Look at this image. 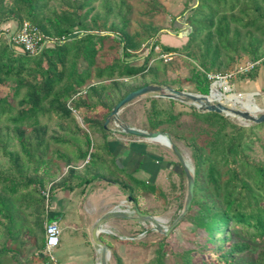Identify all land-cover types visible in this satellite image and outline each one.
I'll return each instance as SVG.
<instances>
[{"label": "trees", "instance_id": "1", "mask_svg": "<svg viewBox=\"0 0 264 264\" xmlns=\"http://www.w3.org/2000/svg\"><path fill=\"white\" fill-rule=\"evenodd\" d=\"M94 1L0 0V264H33L26 256L30 240L43 248L46 205L41 190L48 186L52 195L58 187L74 189L105 179L127 190L137 204L138 190L156 192L150 181L118 167L108 143L98 136L108 134L105 119L127 93L165 81L157 46L198 60L202 69L194 66L189 79L201 94L211 89L207 72H228L241 53L261 59L247 73L251 79L264 63V0H196L187 16L185 44L161 42L150 26L147 37L155 40L138 62L133 52L141 42L128 29L132 5L102 0L107 17L113 12L120 18V25L108 28L107 18L87 22L92 8L83 9ZM159 10L148 6L146 13ZM11 20L17 22L12 31L25 21L38 27L47 40L42 49L29 53L13 45L5 35ZM169 100L171 105L176 101ZM157 105L153 98L151 130L183 113L162 112ZM191 113L208 125L206 131L200 127L191 135L194 191L185 215L203 231V241L174 251V264H264V251L255 260L238 257L250 243H264V164L251 160L247 152L264 122L246 127L216 111L193 108ZM203 168L211 196L198 195ZM48 217L57 214L49 210ZM165 256L160 245L152 264H167Z\"/></svg>", "mask_w": 264, "mask_h": 264}, {"label": "rangeland", "instance_id": "2", "mask_svg": "<svg viewBox=\"0 0 264 264\" xmlns=\"http://www.w3.org/2000/svg\"><path fill=\"white\" fill-rule=\"evenodd\" d=\"M195 1L196 0H157V5H155L152 0H127L133 8L128 29L132 34H137V38L139 42H141L140 47L133 52L134 60L137 62L141 61L142 56L148 52L150 45L155 40V36L147 37L149 33L148 28L150 26H152L153 35L157 32V36L161 42L173 46L184 45L187 41V16L190 14L191 7L194 5ZM53 4L61 10L62 7L57 1L53 2ZM148 6H153L160 10L158 13H154V15H149L146 13ZM89 8H92L87 18L89 25H93L94 18H96L98 22H103L107 18L106 25L108 28L114 23L120 25V18L115 13L111 12L107 17L105 8L102 6V0L94 1L90 6L84 8L83 12ZM9 23L10 26L5 30L6 37L17 25L15 20H11ZM155 52L157 53L156 58L162 59L166 68L165 71L160 69L161 79L165 81L159 85H163L164 87L169 86L185 92L199 93L189 79L192 75L194 66L202 69L197 59L188 57L183 51H174L171 55L163 56V54L167 53L163 52L161 45L155 48ZM250 60H252L251 57L245 53H241L238 61L231 65L229 71L244 66ZM208 72L222 73L216 71ZM257 77L260 85L259 87L256 86L257 83H255V79L249 78L247 73H239L236 77L232 78L229 83L233 87V90L226 92L221 88V96L234 103L226 100L222 103L233 108L238 107L237 109L247 110L257 115L264 112V63H261L259 66ZM179 86H181L180 89ZM257 91L260 92V94H257ZM164 92L166 93L168 90L166 89ZM164 92L150 93L137 98L122 108L118 115V119L121 122L140 129L148 131L161 130L166 132L171 143L177 146L181 152L184 158V164L173 152L171 146L168 147L158 142L150 141L148 138L142 136L122 133L117 130V121L115 122L112 119L106 127L108 134L112 136L117 135L122 141L116 140V142H113L107 139V134L105 135L104 133L98 136V138L111 144L112 147L123 144L131 148L142 144L148 148V159L154 158V156L159 157L158 152H160L162 155L159 157L161 158L159 162H161L160 164L163 167L161 173L164 179L163 183L160 179L154 180L153 185H155L157 189L156 192L145 193L142 199L144 201V211L156 218L158 224L151 220H147L144 221L140 227L137 226V228H132L130 230L128 226L130 221L126 217H118L111 223L114 228L113 232H103L101 234V239L110 246L108 247L110 250L108 264H117L119 259H121L122 264H152V261L158 254L160 245H163L164 250H166L165 261L167 264H174V251L180 250L181 248L198 247L199 243L203 241V231L198 228L195 229L193 222L185 218L186 214L182 219L176 222L173 227H171V225L184 210L188 189L184 167L186 166L195 177V158L192 147L193 136L191 137V135H193V133L196 134L200 127H203L206 131L208 125L204 122H197L195 116L191 113L193 108L204 112L202 108L198 107L195 101L186 97L175 98V103L171 105L172 102L169 100V97L163 96ZM239 92H243V94L240 95L238 94ZM153 98L157 99V107L159 110H167L168 112L171 110L174 114L179 111H183V113L177 120L166 122L157 130H151L149 128V113L152 110ZM164 115H167V113ZM78 117L81 122V117L79 115ZM227 117L234 123L246 127L256 124L251 120H246L239 116ZM255 132L256 135L253 137L251 148L248 149L247 152L251 160L264 164V126L262 128H257ZM95 138L96 137H94V139ZM201 142L202 140H200L199 144H201ZM154 150H156L157 153H153ZM118 167L121 166L118 165ZM222 170L224 173L225 169ZM204 173L205 168L201 169L200 175L203 192H199L198 195L211 196L212 191L205 181ZM223 177L226 178V175L224 174ZM84 199L85 197L83 201ZM91 200L92 205H96L99 201L97 198ZM92 205L89 204L88 200L82 203L81 211L78 215L80 222L87 221L89 217L94 218L98 216L99 213L96 212V214H94L95 211L93 212ZM132 214L135 215L136 212L133 210ZM120 234H126L127 236L120 237ZM66 235L72 238V235L75 236L74 230L66 228L63 237ZM3 240L4 228L0 225V243H2ZM29 244H33V241H28V250ZM250 244L251 248L239 253V258L255 260L259 257L260 253L264 251V243ZM12 245L14 246L15 244ZM40 249L42 248L29 250L26 254V256H31L33 264H43L42 260L35 253L36 250Z\"/></svg>", "mask_w": 264, "mask_h": 264}, {"label": "crops", "instance_id": "3", "mask_svg": "<svg viewBox=\"0 0 264 264\" xmlns=\"http://www.w3.org/2000/svg\"><path fill=\"white\" fill-rule=\"evenodd\" d=\"M257 79L258 77L255 79V83H257L256 86L259 87L260 85ZM248 94L253 95L254 93ZM106 136L107 139L112 140L113 142L121 140L117 135L112 136L107 134ZM108 146L116 160L120 162V166L127 173H133L138 179L147 182L150 181L153 183L154 180L160 179L163 183L164 179L161 173L163 167L160 164L161 162H159L161 159L159 157L162 155L160 152H158L159 157L154 156V158L148 159V148L142 144L131 148H128L123 144L115 145V147L108 144ZM153 153H157L156 150H154ZM83 164L84 161L80 162L79 166L81 167ZM136 194L139 199L138 204L132 199L127 190L123 189L116 182L107 181L105 179L95 180L89 184L74 189L58 187L51 195L49 210L57 214V217L53 219H58L60 226L62 227L61 243L57 248V256L61 263L100 264V261L102 260V250L94 243L91 236L94 224L103 215L116 211L121 212L118 217H126L130 221L128 225L130 230L132 228H137V226L140 227L144 221L133 220L131 218V216H133V210L135 211V207L137 206L142 212H148L144 211L145 209L143 207L144 201L142 199L144 198L145 193L138 190ZM84 197L86 199H84V201L88 200L90 205H92L91 199H99L96 205L91 206L93 212L95 211L94 214H96V212L99 214L97 217H89L87 221L80 222L78 215L81 211ZM118 217H112L102 225L107 228L104 232H113L114 228L111 223H113L114 219ZM66 228L74 230L75 236L72 235V238L67 235L63 237ZM102 233L103 232L100 233V237ZM126 236V234H120V237ZM29 245L30 251L38 249L34 241L33 244Z\"/></svg>", "mask_w": 264, "mask_h": 264}, {"label": "water", "instance_id": "4", "mask_svg": "<svg viewBox=\"0 0 264 264\" xmlns=\"http://www.w3.org/2000/svg\"><path fill=\"white\" fill-rule=\"evenodd\" d=\"M168 90V92H164V90ZM163 96L169 97V98H190L195 103L200 102L203 104V106L198 107L202 108L204 111H216L222 114H225L226 116H239L240 118L246 119V120H251L255 123H260L264 122V112H261V114H253L250 113L247 110H241L237 108H233L230 106H227L220 102L219 100H210L209 96L212 94V89H210L209 94H201V93H191V92H185L181 90H177L171 87H164L163 85L159 84H146L143 85L135 90L130 91L127 93L123 98H121L111 109L109 116L106 118V121L104 123V127L106 128L108 124L110 123L111 119L113 117L117 118V123L116 127L118 128L117 130L126 133V134H132V135H137V136H142L145 138H152L158 135H163L165 136L169 141L170 138L166 132H163L161 130L157 131H148L144 129L137 128L135 126H132L130 124L121 122L118 119V115L122 108L132 101L136 100L137 98H140L144 95L150 94V93H163ZM263 110V109H262ZM170 146L173 150V152L178 156V158L181 160V162L184 164V158L177 148V146L173 145L170 141ZM116 163L120 165V162L116 160ZM185 174L187 177V196L185 200V205H184V210L183 212L177 217V219L172 223L171 227L175 225L176 222H178L180 219L183 218V216L186 214L187 210L189 209L191 205V201L193 198V191H194V174L191 173V171L185 166ZM135 212L136 215L131 216L133 220L137 221H147L151 220L158 224L156 218H154L151 214L142 212L137 206L135 207ZM121 212H109L105 215H103L101 218L97 220V222L94 224L91 232L92 239L95 244H97L101 250H102V260L100 261V264H108V259L110 255V250L108 249L107 244L101 239L100 233L106 231V229H102V225L107 222L112 217H118L120 216Z\"/></svg>", "mask_w": 264, "mask_h": 264}, {"label": "built area", "instance_id": "5", "mask_svg": "<svg viewBox=\"0 0 264 264\" xmlns=\"http://www.w3.org/2000/svg\"><path fill=\"white\" fill-rule=\"evenodd\" d=\"M9 41L18 47L27 50L29 53H36L42 49L47 40H44V35L38 27L32 25L29 21L23 22L17 30L7 34ZM172 53L163 54V56L171 55ZM261 59L250 60L244 66H240L235 70H230L226 73L207 72L208 79L212 82L211 89L220 90L223 88L226 92L233 90L229 83L230 80L236 77L239 73H248L260 64ZM256 93V92H255ZM238 94L242 95L243 92ZM257 94L260 92L257 91ZM89 156L85 160L88 161ZM42 194L45 197L46 219L44 221L45 244L42 249L37 250L36 255L42 260L43 264H62L57 256V248L61 243L62 227L56 219L48 217L49 206L51 202L50 187L42 189Z\"/></svg>", "mask_w": 264, "mask_h": 264}, {"label": "bare ground", "instance_id": "6", "mask_svg": "<svg viewBox=\"0 0 264 264\" xmlns=\"http://www.w3.org/2000/svg\"><path fill=\"white\" fill-rule=\"evenodd\" d=\"M221 93H222V91H220L218 89L216 90L215 88H213L212 94H211V96H209L210 100H219L220 102H223L224 100H226V101L233 102V101H231V100H229V99L221 96ZM197 104L199 106H203V104L200 103V102H197ZM112 120H114L116 122L117 121V118L116 117H113ZM148 140L153 141V142H158V143H160L162 145H165V146H168V147L170 146V141L165 136H163V135H158V136H155V137H152V138H148ZM102 229H107V228H105V226H102Z\"/></svg>", "mask_w": 264, "mask_h": 264}]
</instances>
